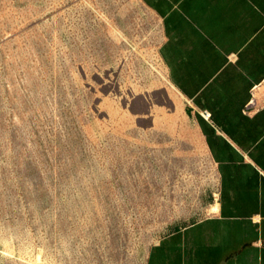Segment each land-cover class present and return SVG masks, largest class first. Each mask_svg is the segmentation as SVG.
Listing matches in <instances>:
<instances>
[{"label": "rangeland", "instance_id": "obj_1", "mask_svg": "<svg viewBox=\"0 0 264 264\" xmlns=\"http://www.w3.org/2000/svg\"><path fill=\"white\" fill-rule=\"evenodd\" d=\"M160 40L146 0H0V264H146L203 215L137 101Z\"/></svg>", "mask_w": 264, "mask_h": 264}, {"label": "crops", "instance_id": "obj_2", "mask_svg": "<svg viewBox=\"0 0 264 264\" xmlns=\"http://www.w3.org/2000/svg\"><path fill=\"white\" fill-rule=\"evenodd\" d=\"M146 5L161 22L154 55L163 75L143 71L137 101L152 117L147 133L159 130L191 168L186 182L200 205L188 197L170 213H203L165 233L146 264H264V0ZM157 90L163 103L150 107ZM207 189L203 203L196 195Z\"/></svg>", "mask_w": 264, "mask_h": 264}]
</instances>
